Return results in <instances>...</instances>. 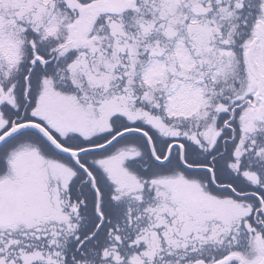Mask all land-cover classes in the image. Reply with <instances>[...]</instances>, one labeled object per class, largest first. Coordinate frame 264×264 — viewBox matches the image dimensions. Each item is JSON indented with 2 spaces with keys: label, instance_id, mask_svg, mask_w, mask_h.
<instances>
[{
  "label": "snow or ice",
  "instance_id": "snow-or-ice-1",
  "mask_svg": "<svg viewBox=\"0 0 264 264\" xmlns=\"http://www.w3.org/2000/svg\"><path fill=\"white\" fill-rule=\"evenodd\" d=\"M0 264H264V0H0Z\"/></svg>",
  "mask_w": 264,
  "mask_h": 264
}]
</instances>
